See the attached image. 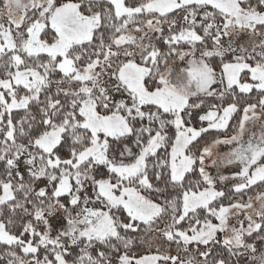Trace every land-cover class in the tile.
Instances as JSON below:
<instances>
[{
	"label": "snow or ice",
	"instance_id": "6c2138e0",
	"mask_svg": "<svg viewBox=\"0 0 264 264\" xmlns=\"http://www.w3.org/2000/svg\"><path fill=\"white\" fill-rule=\"evenodd\" d=\"M0 264H264V0H0Z\"/></svg>",
	"mask_w": 264,
	"mask_h": 264
}]
</instances>
